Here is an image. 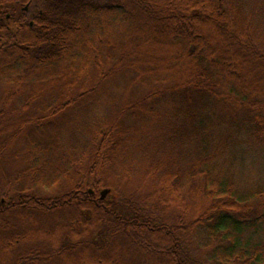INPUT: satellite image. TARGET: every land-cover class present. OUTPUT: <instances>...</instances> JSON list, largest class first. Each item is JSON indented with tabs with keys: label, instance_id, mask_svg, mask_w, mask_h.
Listing matches in <instances>:
<instances>
[{
	"label": "trees",
	"instance_id": "trees-1",
	"mask_svg": "<svg viewBox=\"0 0 264 264\" xmlns=\"http://www.w3.org/2000/svg\"><path fill=\"white\" fill-rule=\"evenodd\" d=\"M34 1L38 20L14 31L17 4L0 0V264H264V187L242 175L264 152V17L247 0ZM106 15L136 59L118 105L56 192L27 169L28 183L7 179L21 144L76 102L72 70L51 71ZM52 91L48 112L30 108Z\"/></svg>",
	"mask_w": 264,
	"mask_h": 264
},
{
	"label": "rangeland",
	"instance_id": "rangeland-1",
	"mask_svg": "<svg viewBox=\"0 0 264 264\" xmlns=\"http://www.w3.org/2000/svg\"><path fill=\"white\" fill-rule=\"evenodd\" d=\"M247 1L250 9L259 15L260 18L256 17V19H263L264 0ZM114 19L106 15L101 22V29L91 27L76 32L68 59L57 62L51 71V76L54 78L60 77L63 69L72 70L70 75L74 76L73 80L77 87L67 97H75L76 102L72 107L64 110L66 115L62 118L44 125L32 143L21 144L20 156L5 167L7 179L10 176H18L20 181L26 183L31 174V179L33 178L31 183L37 190L40 189L41 193L56 192L62 173L70 168L69 160L83 154L84 139L87 137L89 126L95 120L112 113L114 107L118 105L122 97L121 89L132 78L127 66L130 65V61L134 64L136 59L130 60V56L126 54L125 57H121V52L128 51L130 41L125 36H121L123 29L117 25V20L114 22ZM99 71L104 78L98 77ZM32 80L33 84L40 81V79ZM80 86L85 89L94 88L95 91L92 90V94L79 95L77 89ZM56 96L54 91L33 93L30 108L34 109V112H39V115H44L57 103ZM26 169L28 175L22 173ZM242 175L251 189L260 185L264 187L262 150L252 149L251 154L247 155ZM46 188L47 190L44 191ZM257 239L264 244V225H261L254 237L255 241Z\"/></svg>",
	"mask_w": 264,
	"mask_h": 264
},
{
	"label": "flooded vegetation",
	"instance_id": "flooded-vegetation-1",
	"mask_svg": "<svg viewBox=\"0 0 264 264\" xmlns=\"http://www.w3.org/2000/svg\"><path fill=\"white\" fill-rule=\"evenodd\" d=\"M17 4L15 10H12V14L7 16L8 27L11 30H16L20 25L29 24L32 26L37 20L41 12L39 4L34 0H14ZM25 13L21 15V13ZM33 37L36 36V31H31ZM39 35V34H38Z\"/></svg>",
	"mask_w": 264,
	"mask_h": 264
},
{
	"label": "water",
	"instance_id": "water-1",
	"mask_svg": "<svg viewBox=\"0 0 264 264\" xmlns=\"http://www.w3.org/2000/svg\"><path fill=\"white\" fill-rule=\"evenodd\" d=\"M108 192H109V189H108V188H104V189H102V190L100 191V198H101V199H104Z\"/></svg>",
	"mask_w": 264,
	"mask_h": 264
}]
</instances>
